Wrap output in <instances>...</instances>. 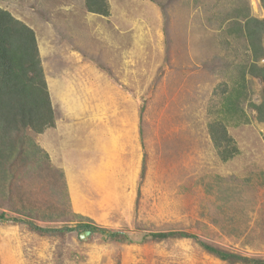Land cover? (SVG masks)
Returning <instances> with one entry per match:
<instances>
[{"label": "rangeland", "instance_id": "obj_1", "mask_svg": "<svg viewBox=\"0 0 264 264\" xmlns=\"http://www.w3.org/2000/svg\"><path fill=\"white\" fill-rule=\"evenodd\" d=\"M118 1L129 3L130 14L138 9L142 15L137 32H129L130 38L135 34V42L129 40L133 46L129 76L125 67L119 69L124 52L112 60L108 72L119 69L117 94L129 92L127 99L113 97L115 87L112 93L108 86L101 90V85L67 84L70 79L53 66L60 65L67 46H74L58 34H68L83 45L85 60L101 68H107V56H112L88 25L77 32L61 26L63 12L68 7L74 10L79 0H0V8L34 31L52 90L54 127L28 135L48 157L62 158L59 164L49 158V170L41 160L37 163V156L17 165L1 189L0 264H227L191 239L148 238L150 233L169 231H183L216 247L264 259V124L255 120L250 107L259 103L262 83L246 77L249 96L241 109L248 123L235 125L239 113L231 120L224 118L220 92L224 83L230 86L237 78V66L247 59L238 28L246 13L264 18L260 0ZM125 43L123 39L121 45ZM261 45L264 49V36ZM151 46L155 50L145 54ZM258 65L264 66V60ZM222 118L239 151L226 162L217 156L208 133V125ZM107 129L119 134L118 157L129 160V167L112 163L118 174L107 180L111 196L105 189L81 185L79 177L84 197L78 204L83 213H77L67 199L63 163L67 168L83 166L99 142L108 140ZM73 214L107 232L124 233L129 242L110 241L98 233L81 238ZM16 220L71 231L39 235Z\"/></svg>", "mask_w": 264, "mask_h": 264}, {"label": "trees", "instance_id": "obj_2", "mask_svg": "<svg viewBox=\"0 0 264 264\" xmlns=\"http://www.w3.org/2000/svg\"><path fill=\"white\" fill-rule=\"evenodd\" d=\"M87 13L107 17L109 7L106 0H83ZM154 0H151V2ZM264 10V0H260ZM243 21V24L240 21ZM237 22L239 38L246 43L247 59L237 66V78L224 89L220 90L221 111L224 118L236 117L235 125L249 122L241 105L248 100L249 87L247 76L258 79L262 83L259 103L251 104L255 120L264 124V66L258 61L264 60V49L261 45L264 36V18L258 20L246 13ZM54 107L47 89L45 76L34 31L24 22L0 8V191L12 178L15 167L31 162L37 156L43 166L49 170L50 160L45 151L28 135L42 134L55 125ZM223 121L215 120L208 125V133L217 156L222 162L232 159L238 154V149L228 135ZM46 169V170H47ZM144 165L140 171V179L144 176ZM63 177L62 171L59 172ZM68 199V194H67ZM81 232L85 234L104 235L110 241H128V236L119 232H107L91 220L81 215L73 214ZM4 217L0 214V220ZM39 235H64L71 229H45L35 225L31 220L19 221ZM148 238L153 241L167 239H191L204 252L227 264H264V259L247 257L231 252L200 240L196 235L183 231L150 233ZM129 242V241H128Z\"/></svg>", "mask_w": 264, "mask_h": 264}, {"label": "crops", "instance_id": "obj_3", "mask_svg": "<svg viewBox=\"0 0 264 264\" xmlns=\"http://www.w3.org/2000/svg\"><path fill=\"white\" fill-rule=\"evenodd\" d=\"M108 7H109V15L107 17L87 13L84 6V1L79 0L78 5H74V10L71 9V7H68L67 10L63 12V18L61 19V26L67 25L70 27L71 32L84 30L86 25H88V31L89 29L94 32V35H96L98 38H101L105 44L109 47V54L111 53V57L107 56L108 64L107 68L104 67L101 68L97 65H95L92 61L85 60L86 58L81 53V47L83 45L78 44L77 42L74 43V38H71L67 35H61L58 34V29L55 30L57 32L58 36L61 38H67L68 42H71L74 46H67V48L62 52L65 55L62 54L60 65L57 63L55 66V69L61 70V76L65 79H70L67 84L73 83V85H86L90 84L92 86L101 85V90H103L105 87H112L110 91H113V88H116V91L114 94H112L113 97L116 96H124L126 99L129 98V92H124L122 94L119 93V77L117 75V71L119 69L123 70V67H125L126 76H129V53L133 51V46H129V40L131 42H135V34L133 37H129V32H131L130 29H134L135 33L137 32V19L142 16L140 11L137 9V12H133L132 14L129 13V3L123 4L119 3L118 0H106ZM129 1V0H128ZM127 1V2H128ZM149 11V9H148ZM93 21V22H91ZM90 22V23H89ZM91 24V25H90ZM66 27V26H65ZM68 32V31H67ZM66 32V33H67ZM137 36V35H136ZM37 39V38H36ZM124 39V43L126 42L127 45H121L122 40ZM70 40V41H69ZM125 43V44H126ZM154 47V46H153ZM152 46L145 49V54L149 53L150 50H155ZM124 49V50H123ZM135 50H137L136 47H134ZM123 50V51H120ZM120 51V52H119ZM140 51V50H139ZM125 53V62L123 63V66L117 69V71L114 73H108L111 68V62L112 60H116L122 53ZM135 53V52H134ZM144 54V55H145ZM142 56V55H141ZM139 56V58L141 57ZM88 59V58H87ZM135 59V58H134ZM144 59V57H142ZM110 61V64H109ZM121 63V64H122ZM42 64V59H41ZM119 65V64H118ZM87 66L90 68L88 69ZM54 69V70H55ZM71 69V72L66 73L68 70ZM86 69L85 72L83 70ZM88 74L86 75V73ZM95 79V80H93ZM127 79V78H126ZM45 81L47 84V79L45 76ZM53 83V82H52ZM65 86V85H64ZM49 87V84H47V89ZM114 88V89H115ZM57 90H53V92H56ZM50 99L52 100V90L50 93V90L48 89ZM104 96V93H103ZM108 99V98H104ZM117 123V122H115ZM106 132V131H105ZM108 132V140H104L99 142V145L97 146L95 150V154L89 156L90 160L87 162H84L83 166L79 167H73L75 171H73V168H67L66 164L63 163L64 172H65V180H67V186H68V195H69V201L71 202V205L76 208L75 211L77 213L82 214L83 212L78 207V204H80V201L84 195L83 191L78 187V178H82L83 182L81 185H86L87 187H95L98 191L99 190H107L104 191V193L109 194L111 196L112 192L110 191L112 188L110 186H107L108 179H116L117 177V170L114 169V161L116 160L117 164H124L125 166L129 167L128 163L129 160L120 159L118 157L119 148L118 145H120V141L117 138L119 134L115 133L113 134V131L111 129H107ZM124 132L127 133V127L124 129ZM124 133V134H125ZM124 134H122L124 136ZM114 135V136H113ZM127 136V135H126ZM102 145V146H101ZM123 147V145H122ZM47 150V149H46ZM114 150V151H112ZM52 152L54 153L55 150L53 149ZM117 154V155H116ZM116 155V156H115ZM115 156V157H114ZM55 157H58L57 161H54V155L50 156V160L55 164L62 160L61 157H59L57 154H55ZM113 157V158H112ZM128 158V156L126 157ZM55 166V165H54ZM58 167V166H57ZM125 170V168H124ZM78 182V183H77ZM88 184V185H87ZM89 190V189H86ZM82 197V198H80Z\"/></svg>", "mask_w": 264, "mask_h": 264}, {"label": "water", "instance_id": "obj_4", "mask_svg": "<svg viewBox=\"0 0 264 264\" xmlns=\"http://www.w3.org/2000/svg\"><path fill=\"white\" fill-rule=\"evenodd\" d=\"M82 236H84V237H85V233H83V234L81 235V238H82Z\"/></svg>", "mask_w": 264, "mask_h": 264}]
</instances>
